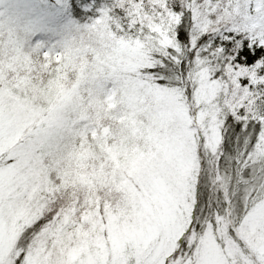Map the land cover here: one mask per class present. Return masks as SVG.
<instances>
[{"label": "snow or ice", "instance_id": "1", "mask_svg": "<svg viewBox=\"0 0 264 264\" xmlns=\"http://www.w3.org/2000/svg\"><path fill=\"white\" fill-rule=\"evenodd\" d=\"M84 10L0 21V264H264V0Z\"/></svg>", "mask_w": 264, "mask_h": 264}, {"label": "rangeland", "instance_id": "2", "mask_svg": "<svg viewBox=\"0 0 264 264\" xmlns=\"http://www.w3.org/2000/svg\"><path fill=\"white\" fill-rule=\"evenodd\" d=\"M69 0H0V21L10 20L22 36L50 43L67 35L88 16L81 5L80 18H73L66 4ZM76 3L77 0H75ZM97 6L106 0H99Z\"/></svg>", "mask_w": 264, "mask_h": 264}, {"label": "trees", "instance_id": "3", "mask_svg": "<svg viewBox=\"0 0 264 264\" xmlns=\"http://www.w3.org/2000/svg\"><path fill=\"white\" fill-rule=\"evenodd\" d=\"M93 1L97 3L99 0H77L78 3H76L75 0H69L68 3L66 4V10L68 9V12L73 18H80V15L78 14L81 12L80 4L86 5L90 2L94 3Z\"/></svg>", "mask_w": 264, "mask_h": 264}]
</instances>
